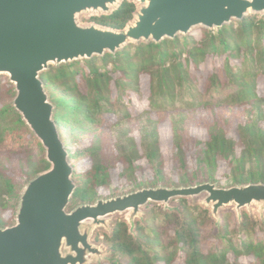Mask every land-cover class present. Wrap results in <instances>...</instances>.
Listing matches in <instances>:
<instances>
[{
  "label": "trees",
  "instance_id": "obj_1",
  "mask_svg": "<svg viewBox=\"0 0 264 264\" xmlns=\"http://www.w3.org/2000/svg\"><path fill=\"white\" fill-rule=\"evenodd\" d=\"M137 11L125 0L91 21L122 31ZM199 32L42 74L76 170L73 206L158 186L264 184V16ZM16 94L1 76L0 228L14 225L26 184L51 169ZM179 203L181 213L152 204L133 234L117 221L102 264H264V220L225 210L218 227L200 205Z\"/></svg>",
  "mask_w": 264,
  "mask_h": 264
},
{
  "label": "water",
  "instance_id": "obj_2",
  "mask_svg": "<svg viewBox=\"0 0 264 264\" xmlns=\"http://www.w3.org/2000/svg\"><path fill=\"white\" fill-rule=\"evenodd\" d=\"M125 0H0V76L14 85L15 110L42 143L51 169L29 181L21 193L14 225L0 228V264H102L112 253L93 243L97 229L112 232V217L126 214L130 233L150 204L170 208L172 201L205 196L201 205L221 226L220 213L258 208L264 220V184L223 189L199 183L183 187L144 188L110 199H98L69 211L78 189L75 167L54 120L42 74L75 61L114 54L130 43H160L264 15V0H127L139 9L122 31L96 24L82 26L78 17L108 15Z\"/></svg>",
  "mask_w": 264,
  "mask_h": 264
},
{
  "label": "rangeland",
  "instance_id": "obj_3",
  "mask_svg": "<svg viewBox=\"0 0 264 264\" xmlns=\"http://www.w3.org/2000/svg\"><path fill=\"white\" fill-rule=\"evenodd\" d=\"M138 9H139V6H138ZM252 15V14H251ZM96 15L95 14H93V13H89V14H83V15H81V16H79L78 17V22H79V24L80 25H82V26H90V25H93L94 23L91 21V18H93V17H95ZM262 16H264V15H262ZM202 29H204V28H197V29H194L191 33H195L196 35H200V32L199 31H201ZM207 30V29H206ZM214 31V30H213ZM183 36V35H182ZM51 68H53V67H51ZM2 76H4V77H6L7 78V80L9 81V76H6V75H2ZM1 77V76H0ZM35 136V135H34ZM35 138H36V140L38 141V142H40L39 140H38V138L35 136ZM41 143V142H40ZM75 172H76V170H75ZM234 187V186H233ZM25 188V187H24ZM220 188H223V187H220ZM229 187H224L223 189H228ZM24 190V189H23ZM129 193H131V192H129V190H124V191H122V192H120L119 194H117V195H111V196H108L107 198L105 197V198H102V199H110V198H114V197H117V196H122V195H126V194H129ZM204 197L205 196H201V197H198V198H194V199H187V201H188V203L190 204V205H195V204H198V205H200L202 208H204L205 210H207L208 212H209V215L211 214V212H210V210L209 209H207L206 207H204V206H202L201 205V202L203 201V199H204ZM180 200V199H179ZM179 200L177 201H172L171 203H170V208L169 209H165V206L164 205H157V204H154V205H156L157 206V209H159V210H164V211H168V212H172V211H175V212H178V213H181L182 212V207H181V205H180V203H179ZM151 205L152 204H150L148 207H146V208H144L143 209V212H144V220H145V218H146V216H147V214H148V212H149V210H150V207H151ZM75 208V206H73L72 205V203H71V205H70V208H69V211H71L72 209H74ZM225 210H228V211H232L236 216H237V213H236V211H235V208H233V207H229V208H226V209H224V210H222V211H225ZM221 211V212H222ZM243 211H246V212H248L250 215H253V216H256V217H258V218H260V214H259V211H258V208L255 206V205H253L252 206V208H251V211H248V210H243ZM261 219V218H260ZM121 220H124L125 222H126V214H117V215H115V216H113L112 217V226H114V224L117 222V221H121ZM143 220V221H144ZM137 221H139V220H137ZM143 221H140V222H143ZM104 234H108L106 231H105V229L104 228H100V229H97L96 231H95V233H94V236H93V238H92V240H93V243H95L96 245H98V246H100L101 248H103L104 250H106V251H110L109 249H108V247L106 246V244H105V241H104V237H103V235ZM100 237V239H97V237Z\"/></svg>",
  "mask_w": 264,
  "mask_h": 264
}]
</instances>
